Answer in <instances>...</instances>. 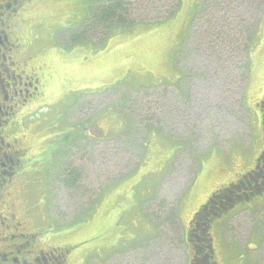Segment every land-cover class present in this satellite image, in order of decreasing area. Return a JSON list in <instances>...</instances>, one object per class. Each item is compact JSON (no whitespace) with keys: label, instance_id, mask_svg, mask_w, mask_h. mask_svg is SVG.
<instances>
[{"label":"rangeland","instance_id":"374dc122","mask_svg":"<svg viewBox=\"0 0 264 264\" xmlns=\"http://www.w3.org/2000/svg\"><path fill=\"white\" fill-rule=\"evenodd\" d=\"M104 1L23 5L31 10L27 31L36 60L48 85L63 94L51 127H37L28 139L36 160L52 166L47 193L41 190L50 197L48 227L71 231L52 244L70 247L75 264L84 257V264H199L196 234L206 230L214 264H264V196L253 188V195L239 199L241 188L233 187L242 186L264 156V0H227L234 38L221 64L208 48L205 14L193 26L197 3L201 10L221 8L217 0H138L137 16L150 14L154 20L144 23H161L151 34L144 24L133 34L143 32L152 43L136 47L138 54L135 47L123 45L125 52L114 45L127 42L119 38L127 30L109 38L107 25L91 26V14ZM174 8H182L180 23L165 21ZM83 32L85 42H71ZM162 41L159 64L154 49ZM122 56L132 57L131 71L169 75L178 68L181 79L174 88L164 78L167 86L138 92L147 81L141 83L136 70L121 79L122 87L100 92L114 86L108 85L111 66ZM46 136L53 138L45 144ZM64 172L67 182L60 179ZM216 192L223 194L222 206L219 198L211 201ZM199 213L211 216L197 231Z\"/></svg>","mask_w":264,"mask_h":264},{"label":"flooded vegetation","instance_id":"af4514ba","mask_svg":"<svg viewBox=\"0 0 264 264\" xmlns=\"http://www.w3.org/2000/svg\"><path fill=\"white\" fill-rule=\"evenodd\" d=\"M26 3L31 0H0V264H75L70 247L52 244L71 231L48 227L44 205L50 197L41 190L47 193L52 166L36 160L28 145L30 132L32 136L37 127L46 129L42 128L46 123L51 127L50 118L60 115L63 94L48 85L44 67L33 53L30 24L27 31L31 10L23 8ZM57 97L59 101L49 102ZM52 138L46 136L42 142ZM61 141V137L55 140L56 146ZM260 157L250 178L236 185L241 188L236 194L239 199L253 195V188L264 196L263 154ZM61 178L67 182L65 172ZM58 182L64 185L63 180ZM218 208L210 212L216 215Z\"/></svg>","mask_w":264,"mask_h":264},{"label":"trees","instance_id":"16d2710c","mask_svg":"<svg viewBox=\"0 0 264 264\" xmlns=\"http://www.w3.org/2000/svg\"><path fill=\"white\" fill-rule=\"evenodd\" d=\"M137 1L138 0H105L104 1L106 2L105 6L99 8L95 13L91 14V17H92L91 22H90L91 26L94 27L96 24L107 25L106 31L110 38L116 33L120 31L129 30L139 23L153 21L154 18L150 14H148L147 17H145V20H143L142 17L137 16L138 15L137 13L139 12V10L142 9L141 2H137ZM165 4H164V0H162V5H165ZM214 4H215V1H214ZM226 4H227V0H217L216 5H218L221 8H206V10L205 9L201 10V8H199V12L197 15L198 16L197 21L194 24V25L197 24V26H200V23L198 24L199 18L201 17L200 15L205 14L206 21L203 24L206 25V27L204 26L205 27L204 29L206 32V38L209 39L208 48L210 49V52L212 55L211 57L219 64L223 63L222 55L224 56L231 38L232 37L234 38V35L232 36L230 34V30H229L230 28L227 24V21H228L227 15L229 14V12H228V8ZM136 6L137 7L139 6V7L136 8ZM177 11L178 9L174 8L171 11V13L168 14V17L169 18L173 17ZM88 37L89 36H87L86 32L85 33L83 32L82 34H73L71 37V42L74 44L85 42V40H87ZM99 45L105 46L106 41L104 40L103 43H99ZM246 67L248 68L249 65L246 64ZM118 87H122V84L120 83L118 85L111 86L110 88L104 89L100 92L106 91L108 89L118 88ZM144 90L147 91V88ZM144 90H139L138 92H142ZM126 127L127 126L125 125V129H124L125 132H127ZM249 178H250L249 176L248 177L244 176L243 180L241 181V184L245 183V181L248 180ZM234 188H236V186H234ZM222 195H223L222 192H220V194L216 192V194L211 199V201L214 202L215 199H218V198L222 200L221 198ZM204 208L205 207H203V209ZM200 213L196 215L197 222L196 221L193 222V224L197 225V227L199 228L197 231L200 230L202 224H206L208 226V222H209V218H207V215H202ZM199 216H201L200 219H199ZM204 222H207V223H204ZM192 232L193 231H191V233ZM211 240H212L211 236L209 233H207L206 230H202L201 235L196 234V243L199 244L198 245L199 248L197 250V256L200 257L201 263L199 262V258L196 260L199 262V264H202V262H204V264H214L211 261L213 258Z\"/></svg>","mask_w":264,"mask_h":264},{"label":"crops","instance_id":"0c3cea01","mask_svg":"<svg viewBox=\"0 0 264 264\" xmlns=\"http://www.w3.org/2000/svg\"><path fill=\"white\" fill-rule=\"evenodd\" d=\"M197 6H199V3H197ZM181 11H182V8H181ZM197 11H198V8H197ZM180 12L178 11V13H176L173 17H170V18L166 19L165 21H169L173 18V19H177V21H176L177 23H180V21H178V17H176ZM196 15H197V13H196ZM195 19H196V16L193 18V23H194ZM141 24L149 25V28L147 30L148 34L155 32L157 30V28L161 25V23H139L136 26H134L133 28H131V30L129 29V31L127 30V32H125V33L123 32V33L119 34V35H123V36L118 35L119 38H121V39H123V37L127 38L126 39L127 42H125V44H122L121 42H119L120 40H118L119 43L115 42L114 45H116L117 47L120 46L121 49H123L124 46H128V47H126V49L129 50L128 49L129 47H133V49H134V47L135 48L136 47H142V46L145 47V45L152 44L150 42V40H148V37L143 32L141 33V34H143V36L138 35L136 37H133V34H137V33L141 32V30H143V28H140ZM176 30H178V29H175V31ZM144 31H146V30H144ZM129 42L132 45H129ZM162 43H163V41L160 43V45H158L154 49L155 56H156V62L159 64L162 61V54H161ZM175 48L176 47H174L173 52L175 51ZM126 49L124 48L125 52H127ZM135 52H136V54H138L137 48L135 49ZM173 52H172V54H173ZM120 59H122L121 63H118V64L115 63V65L111 66V70L113 71V80L111 82H113V83L109 82L108 85L118 84L121 82V79H123V78H124L123 80L127 79L128 77L130 78L131 73L136 71V70L138 72L137 77L141 81L143 80L141 83H144V81H147V86H146L147 88H151V87L157 88V87L164 86L165 83H167V82H164V78H168L170 83L172 84L171 86H167V85H165V86L174 88V86L181 79V74H180V71L178 68H172L173 71H172V73H169V75H168V72H166V71L164 73V71L162 69L151 70L150 72L148 70L139 71L138 69L131 71V70H129V69H131V67H129V65H130V61H132V57L126 59V58H124V56H122ZM173 66H175V65H173ZM122 69H126L125 70L126 72L123 74H122ZM152 72L154 74H152ZM122 83L125 84L127 82L122 81ZM129 87H130V85H129ZM139 90H141V89H139Z\"/></svg>","mask_w":264,"mask_h":264}]
</instances>
